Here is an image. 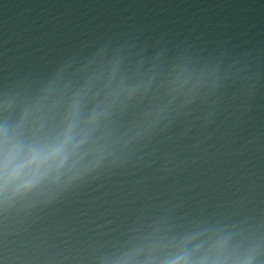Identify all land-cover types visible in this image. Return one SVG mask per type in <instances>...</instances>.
<instances>
[{"label": "clouds", "instance_id": "1", "mask_svg": "<svg viewBox=\"0 0 264 264\" xmlns=\"http://www.w3.org/2000/svg\"><path fill=\"white\" fill-rule=\"evenodd\" d=\"M262 83L255 57L144 54L114 43L35 85L0 87V235L100 176L130 178L120 199L150 169L206 163L219 125L242 117ZM79 264H264V213L177 224L161 207Z\"/></svg>", "mask_w": 264, "mask_h": 264}, {"label": "water", "instance_id": "2", "mask_svg": "<svg viewBox=\"0 0 264 264\" xmlns=\"http://www.w3.org/2000/svg\"><path fill=\"white\" fill-rule=\"evenodd\" d=\"M114 43L165 56L247 55L264 67V0H0V87L35 85ZM208 143L206 163L150 169L132 197L115 195L129 177L103 175L11 224L0 235V264H79L161 207L177 224L264 213V83L244 115L221 123Z\"/></svg>", "mask_w": 264, "mask_h": 264}]
</instances>
